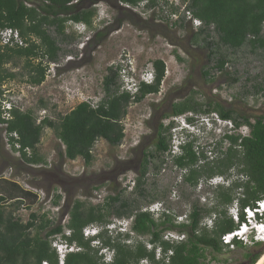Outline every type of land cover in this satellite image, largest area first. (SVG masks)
<instances>
[{"label": "rangeland", "instance_id": "obj_1", "mask_svg": "<svg viewBox=\"0 0 264 264\" xmlns=\"http://www.w3.org/2000/svg\"><path fill=\"white\" fill-rule=\"evenodd\" d=\"M141 1L137 5H129L121 0H102L93 17V30L87 28L84 31V25L80 23H66L65 33L73 36V40L68 43L59 42L61 54L58 61L55 64H46L45 60L38 59L30 61L32 65L40 62L46 65L45 79L39 86L27 83L28 69L23 58H13L5 65L4 70L13 74L14 78L2 82L1 100L22 112L30 110L36 123L44 118L57 123L60 116L66 115L80 103L92 106L98 104L104 97L102 80L109 67L118 70V75L122 69L132 75V79H122L119 76L118 80L120 92L134 95L139 84H146L141 81L145 73H151L150 79L153 80V61L161 60L165 65L159 92L147 95L140 103L128 106L126 117L122 121L124 138L121 144L117 148H111L102 140L96 141L91 151L93 161L88 166L81 158L69 161L62 157L64 147L49 128L43 129L37 146L44 163L26 165L7 147L6 133L4 127L0 126V179L15 181L24 189L36 192L39 197L30 209L19 210L16 217L20 220H29L31 214H45L53 225L65 226L75 202L82 203L85 208L103 206L109 196L119 195L121 199L138 201L140 211L150 213L154 219L172 210L176 216L174 222L179 224L185 222L184 217L192 204L210 209L212 191L217 186H227L233 180H242L236 174L228 179L225 176H215L207 180L200 179L197 187L192 189L183 181L189 174V169H179L174 164V157L179 156L182 148L192 142L195 155L199 156L204 152L207 158L205 162H198V167H212L219 153L226 152L229 147V142L226 139L223 141L224 135L246 136L249 132L247 126L233 128L227 126L223 119H215L217 130L203 138L193 139L190 135L199 134L198 130H194L199 115L186 112L172 116L170 111L174 104L190 99L204 105H218L236 116L249 118L251 122L257 117L264 118V48L252 50L246 45L231 51L222 47L219 51L225 56L227 63L222 71L212 70L210 76L205 77L204 71L214 65L215 58L210 62L202 43H192L191 35L197 31L195 26L190 24L184 28L175 27L173 20L163 16L158 8L144 10ZM176 1L181 16V7L187 5V0ZM119 11L121 15L118 14ZM125 15H129L131 20L124 21ZM117 20L122 23L115 28ZM101 28L106 29L107 35L94 46L92 36ZM49 33L57 38L54 28H50ZM262 34L264 36V28ZM176 55L182 61H178ZM213 114L217 113H212V116ZM156 124L169 128L165 133L166 137L170 136L169 151L159 157L156 155L145 176L144 186L148 189V194L156 196L154 202H149V198L137 199L133 192L135 174L129 170H121L126 166L125 161L134 159L133 151L139 152L138 146L144 145L145 152L154 153L156 139L153 135ZM136 160L137 158L134 159L135 162ZM154 165H159L160 169L153 170ZM103 171L110 173L103 176ZM118 172L121 174L115 175ZM56 197H59V201L54 205ZM250 210L253 211L251 208ZM233 213L237 215V219L232 218ZM227 215L236 225L240 223L235 221L239 219L235 202L227 208ZM213 218V215L205 216L202 224L210 229ZM262 219L264 220V216ZM121 220L123 219L115 216L109 217L110 223ZM258 220V214L253 213L252 221ZM244 222L246 218L242 223ZM124 223L127 222H122ZM92 225L86 228L92 230ZM131 225L132 223L124 226L120 233L104 235L114 238L118 234H129L132 239L127 243L143 241L149 250L151 246L147 243L148 236L134 237ZM111 228L108 227L109 230ZM170 234L171 237L175 236L172 241L181 236L167 231L162 234V238L165 241L171 239L168 238ZM245 235L249 241L254 240L251 232H246ZM249 241H243L242 247L234 244L233 247L225 248L227 250L220 254L207 250V257L214 258L210 264H249V256L257 254H260V259L264 255V242L255 244ZM99 253L103 255L105 262H109L110 250L105 248V251ZM155 253L156 259L159 258V248Z\"/></svg>", "mask_w": 264, "mask_h": 264}, {"label": "trees", "instance_id": "obj_2", "mask_svg": "<svg viewBox=\"0 0 264 264\" xmlns=\"http://www.w3.org/2000/svg\"><path fill=\"white\" fill-rule=\"evenodd\" d=\"M101 1L78 0L72 4L71 0H0V30H17L27 43L25 48L0 47V124L5 125L7 135H17V140L10 138L9 142L12 145L18 143L19 157L26 165L44 163L37 151L44 128L52 129L63 145L62 157L69 161L81 158L86 166L90 165L93 161L91 151L96 141L103 139L114 147L121 144L124 138L122 121L128 106L159 92L165 73V65L161 60L152 62V83H141L134 95L120 92L118 70L109 67L102 80L104 97L94 106L80 103L66 115L60 116L57 123L47 118L36 123L30 110L22 112L13 105L9 110L10 119L2 118L1 85L3 81L14 78L13 74L4 70L5 65L13 58H23L28 69L27 83L41 85L45 79L46 65L41 62L32 65L30 61L38 59L45 60L46 64H55L61 54L59 42L68 43L73 40V36L65 33L66 23H83L93 30L96 5ZM140 1L121 0L129 5H137ZM156 6L157 0H150L148 8ZM172 8V11L177 10ZM186 9L202 22V26L191 35L192 43H202L210 62L215 58L214 65L204 71L205 77H209L212 70L222 71L227 63L219 51L222 47L231 51L246 45L252 50L264 48V0H187ZM123 20L130 21L131 18L125 15ZM121 23L117 20L115 28L120 27ZM173 25L179 28L187 26L176 22ZM50 28H54L57 38L50 35ZM106 35L107 32L103 36L98 34L93 45L97 46ZM186 112L197 115L217 113L221 119L231 120L235 128L245 125L249 129L246 136H224L223 141L226 139L229 147L226 152L219 153L212 167H198V162H205L207 158L204 152L195 155L192 142L187 143L182 153L174 157V164L179 169H189L183 181L192 189L197 187L200 179L207 180L215 176L228 179L232 174L241 176L242 180H233L227 186L220 185L212 191L210 209L192 204L185 215V222L175 224L176 216L172 210L154 219L150 213L140 211L138 201L121 199L117 195L109 196L103 206L85 208L82 203L75 202L65 226L53 225L45 214L41 217L31 214L29 221L23 223L14 216L15 211L30 209L37 203L38 195L21 188L15 181L0 179V264H59L57 254L51 247V241L56 236L68 246L75 245L79 249L68 252L63 264H210L214 258L209 259L206 251L220 254L227 250L221 245L220 237L237 228L233 219L227 215V208L235 202L239 208V221L243 222V209H253L256 202L264 200V118L257 117L251 122L249 118L236 116L218 105H204L190 99L174 104L171 115L179 116ZM168 129L159 124L154 153L144 152L142 155V173L133 185L137 199L149 198V202L156 199V196L148 194L144 186L145 176L156 155L159 157L169 151L170 136H165ZM26 149L30 155H27ZM152 168L158 171L160 166L154 165ZM58 201L59 197H56L53 204L57 205ZM210 215L214 218L208 229L202 224V219ZM111 216L132 219L131 231L134 237L148 236L147 243L151 248L148 250L143 241L127 243L132 239L129 234H118L114 238L103 234L99 237L101 247L92 244L95 238L83 236L87 226L108 224ZM167 231L184 235V240L165 241L162 234ZM234 244L242 247L239 241ZM102 248L111 251L109 262H105L99 253ZM157 248L160 256L156 259ZM259 257L260 254L249 256V264H255Z\"/></svg>", "mask_w": 264, "mask_h": 264}, {"label": "built area", "instance_id": "obj_3", "mask_svg": "<svg viewBox=\"0 0 264 264\" xmlns=\"http://www.w3.org/2000/svg\"><path fill=\"white\" fill-rule=\"evenodd\" d=\"M78 2V0H71L72 4H76ZM143 4L141 7H143L144 10L148 9V5L150 0H142L141 1ZM172 7L177 8V10H173ZM178 7L179 4L177 3L176 0H157V6L155 8H158L159 10L161 9L163 12V16H167V18L170 20L172 19L173 22H176L178 24H184V25H194L196 29L200 28L202 26V22L198 19H196L195 17H193L192 13L186 9V5L181 7L182 9L181 11V16L178 13ZM263 28H264V24H263ZM34 40V39H33ZM32 40V41H33ZM0 47L2 48H25L27 47V43L26 41L20 36L19 32L17 30L14 29H10V28H4L0 30ZM119 76L120 78L124 79V77H126V71H124L123 69L119 71ZM151 77V73H145L144 76H142L141 81L145 82L146 84H151L153 80L150 79ZM11 106H8L7 104H4V101L1 100V110H2V118L3 119H10V114H9V110H10ZM213 118L216 119L217 121L222 120L219 115L217 114H213ZM227 126L230 127H235L233 122L231 120H224ZM0 126L5 128V125L0 124ZM6 133V132H5ZM6 143H7V147L12 149L14 148L15 150H13L15 152V154H17L18 156H20L19 153V149L20 146L18 145V143H14L13 145L10 144L9 139L10 138H14V139H18L17 135L15 133L7 135L6 134ZM25 152L27 153V155H30V151L28 149L25 150ZM36 193V192H35ZM39 199V197H38ZM236 204V203H235ZM237 205V204H236ZM239 210L238 206H237V211ZM147 211V210H146ZM150 211H152L150 209ZM252 212L257 213L259 216V220L254 222L252 221ZM243 214H244V219L246 218V222L244 223H239L237 225V228L229 234H224L220 237V242L221 245L228 248V247H233L234 246V242L235 241H239L241 243L247 242L249 241V239L246 238L245 233L246 232H251V235L253 236L252 238L254 239L253 241H249L251 243H257V242H264V220L262 219L264 216V200L258 201L255 204V208H253V211L250 210V208H245L243 209ZM233 219H237V215H235L234 213L231 215ZM184 219H186L184 217ZM237 221V220H235ZM113 223H110L109 226L111 227ZM93 234L92 230L89 229H84L83 230V236L88 238ZM175 237V236H173ZM170 236H168L167 241H172L174 240V238ZM173 238V239H172ZM184 240V236H177L175 241L179 242ZM51 247L55 250L57 257H58V262L59 264H63V260L65 258V255L68 252H75L78 251L79 249L75 246H68L66 243H64L59 236H56L55 238H53V240L51 241ZM160 256V254H158ZM41 264H48L47 262H42Z\"/></svg>", "mask_w": 264, "mask_h": 264}, {"label": "clouds", "instance_id": "obj_4", "mask_svg": "<svg viewBox=\"0 0 264 264\" xmlns=\"http://www.w3.org/2000/svg\"><path fill=\"white\" fill-rule=\"evenodd\" d=\"M97 5H96V8H97ZM80 25H84V24L80 23ZM83 28H84V31L85 30L87 31V27L85 25H84ZM74 29L78 31V29H76V28H74ZM88 30H90V29H88ZM80 34H82V33H80ZM126 77H131V79H132V75L128 71H126ZM137 88L135 89V92L137 91ZM215 123H216V120L212 117L211 114L199 115L196 118L195 125H194V130H198L199 134L198 135H190V136L193 139H199V138H203L205 135H210L211 132H213V131L218 129V127L215 125ZM197 124H199V126ZM208 125H209V127L207 128ZM226 135H228V134H226ZM226 135H224V136H226ZM238 212H239V210H238ZM253 213L254 212H252L251 218H253ZM121 219H123V220L115 221L112 224V226H111L112 228L110 230L108 229V227H110L109 224L92 225L91 227L94 228V229H92L93 234L90 237H88V238H95L94 241H92V244L96 243L97 244V245H95L96 247H101V243H100V240H99V237L101 235L106 234V233H110V234L111 233H116V234L120 233L122 230H124V228H123L124 226L129 225L130 223H132V219H129V220H125L126 218H121ZM124 221H126L127 223L126 224L125 223L122 224V222H124ZM238 221H239V219L236 221L237 224H238ZM101 251H105V249L102 248Z\"/></svg>", "mask_w": 264, "mask_h": 264}, {"label": "flooded vegetation", "instance_id": "obj_5", "mask_svg": "<svg viewBox=\"0 0 264 264\" xmlns=\"http://www.w3.org/2000/svg\"><path fill=\"white\" fill-rule=\"evenodd\" d=\"M118 14L119 15H121L122 13L119 11L118 12ZM106 28V27H105ZM105 28H101L99 31H97L96 33H94L93 34V36H92V38H93V40L95 41L96 39H97V37H98V34H101V36H103L104 34H105ZM103 38V37H102ZM187 53V52H186ZM176 59L178 60V61H182L181 60V58H180V56H178V55H176ZM153 71H154V69H153ZM172 114V109H171V111H170V115ZM158 126H159V124H156L155 125V133H154V135H153V137L157 140V129H158ZM102 141H104L109 147H111V148H117V147H114V146H112V145H110L107 141H105V140H103V139H101ZM156 144V143H155ZM136 147V146H135ZM138 148H139V152H137V153H134V151H133V154L135 155V157L137 158V160H136V162L134 161V159H136L135 157H134V159L133 160H127V161H125V168L124 169H122L121 171L122 172H126V171H132L134 174H135V180L137 179V178H139L140 176H141V173H142V166H141V164H142V155H143V153L145 152L144 151V145H140V146H138ZM136 154H137V156H136ZM116 163L117 164H120V161H118V160H116ZM103 173V176H104V174L105 173H110V172H105V171H103L102 172ZM118 174H121L120 172H118V173H115V175H118ZM116 177V176H115ZM104 179H107V178H104ZM133 185H134V183H133Z\"/></svg>", "mask_w": 264, "mask_h": 264}, {"label": "crops", "instance_id": "obj_6", "mask_svg": "<svg viewBox=\"0 0 264 264\" xmlns=\"http://www.w3.org/2000/svg\"><path fill=\"white\" fill-rule=\"evenodd\" d=\"M2 179H4V178H2ZM5 180H8V179H5ZM19 185H20V184H19ZM20 187L24 189V187H22L21 185H20ZM7 210L9 211V209H7ZM18 212H19V210L15 211L14 216H15ZM35 215H37V214H35ZM37 217H41V215H37ZM21 221H22V220H21ZM27 221H29V220H27ZM27 221H22V222L25 223V222H27ZM37 223H39V220H37Z\"/></svg>", "mask_w": 264, "mask_h": 264}, {"label": "bare ground", "instance_id": "obj_7", "mask_svg": "<svg viewBox=\"0 0 264 264\" xmlns=\"http://www.w3.org/2000/svg\"><path fill=\"white\" fill-rule=\"evenodd\" d=\"M70 22V21H69ZM212 115V114H211ZM213 117V116H212ZM240 222V221H239ZM241 223V222H240ZM264 258V255L257 261V263L256 264H259L261 261H262V259Z\"/></svg>", "mask_w": 264, "mask_h": 264}, {"label": "water", "instance_id": "obj_8", "mask_svg": "<svg viewBox=\"0 0 264 264\" xmlns=\"http://www.w3.org/2000/svg\"><path fill=\"white\" fill-rule=\"evenodd\" d=\"M259 264H264V258L262 259V261Z\"/></svg>", "mask_w": 264, "mask_h": 264}]
</instances>
